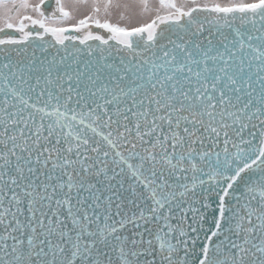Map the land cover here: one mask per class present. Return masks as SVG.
I'll list each match as a JSON object with an SVG mask.
<instances>
[{
  "label": "snow or ice",
  "instance_id": "1",
  "mask_svg": "<svg viewBox=\"0 0 264 264\" xmlns=\"http://www.w3.org/2000/svg\"><path fill=\"white\" fill-rule=\"evenodd\" d=\"M0 264H264V0H0Z\"/></svg>",
  "mask_w": 264,
  "mask_h": 264
},
{
  "label": "flooded vegetation",
  "instance_id": "2",
  "mask_svg": "<svg viewBox=\"0 0 264 264\" xmlns=\"http://www.w3.org/2000/svg\"><path fill=\"white\" fill-rule=\"evenodd\" d=\"M219 2H221V3H227V0H219ZM139 22H143V21H139Z\"/></svg>",
  "mask_w": 264,
  "mask_h": 264
},
{
  "label": "rangeland",
  "instance_id": "3",
  "mask_svg": "<svg viewBox=\"0 0 264 264\" xmlns=\"http://www.w3.org/2000/svg\"><path fill=\"white\" fill-rule=\"evenodd\" d=\"M139 22V21H138Z\"/></svg>",
  "mask_w": 264,
  "mask_h": 264
}]
</instances>
